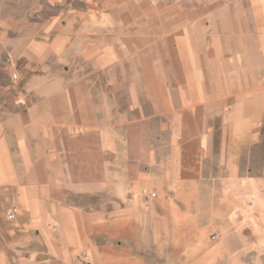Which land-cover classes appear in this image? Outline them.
Segmentation results:
<instances>
[{
  "label": "crops",
  "instance_id": "obj_1",
  "mask_svg": "<svg viewBox=\"0 0 264 264\" xmlns=\"http://www.w3.org/2000/svg\"><path fill=\"white\" fill-rule=\"evenodd\" d=\"M3 28L0 264L264 260V0H61Z\"/></svg>",
  "mask_w": 264,
  "mask_h": 264
},
{
  "label": "rangeland",
  "instance_id": "obj_2",
  "mask_svg": "<svg viewBox=\"0 0 264 264\" xmlns=\"http://www.w3.org/2000/svg\"><path fill=\"white\" fill-rule=\"evenodd\" d=\"M60 1L61 0H0V18L1 24L4 25L3 30L13 31L17 25V28L21 29L22 33H24L26 28L29 27V24L31 25V23L35 21L42 20V15L45 12L51 10L55 11ZM197 8L200 9L201 5H194L195 11ZM4 54L0 55L1 61L6 60L7 55ZM6 81V74H4L3 69L0 68V84L4 87ZM2 90L4 91V88H2ZM214 234H217V232L212 233L211 238ZM242 264H264V260H243Z\"/></svg>",
  "mask_w": 264,
  "mask_h": 264
},
{
  "label": "built area",
  "instance_id": "obj_3",
  "mask_svg": "<svg viewBox=\"0 0 264 264\" xmlns=\"http://www.w3.org/2000/svg\"><path fill=\"white\" fill-rule=\"evenodd\" d=\"M14 78L17 79V75H15ZM15 217H16L15 212H11L9 214V219L13 220V219H15ZM217 238H218V235L217 234H214V235H212V238L211 239L212 240H216Z\"/></svg>",
  "mask_w": 264,
  "mask_h": 264
}]
</instances>
